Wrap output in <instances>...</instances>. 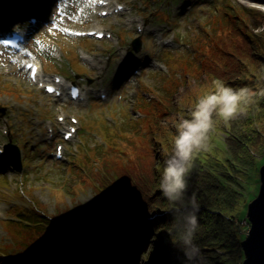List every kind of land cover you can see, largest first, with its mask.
Returning a JSON list of instances; mask_svg holds the SVG:
<instances>
[{"label":"trees","instance_id":"1","mask_svg":"<svg viewBox=\"0 0 264 264\" xmlns=\"http://www.w3.org/2000/svg\"><path fill=\"white\" fill-rule=\"evenodd\" d=\"M248 16L257 18L255 25L263 20L261 15L244 13L243 8L235 6L231 12L229 8L222 10V20L219 26H210L209 31L211 29L213 31L206 43L208 47H205L203 55L200 54V69L205 78L202 79L201 75L197 79L190 77L186 79V83L197 81L198 88L206 90L204 93L218 92L219 82L237 89L244 87L236 79L245 81L244 75L253 71L252 64L242 60L244 65L235 69L233 72L235 76L229 78L226 76V69L233 56L243 57V53H235L242 46H248L256 56L255 61L262 62L264 31L254 35L251 31L244 32L243 28L240 31L225 29L228 23L232 26L237 22L246 25V22H250ZM245 37L248 42H244ZM175 80L177 82L178 79ZM163 81L164 89H168V84H172L173 79ZM176 82L175 86L178 85ZM176 91L166 92V95L161 96L160 104H156L157 108L150 109L145 121V129L148 132L139 135L136 130L124 132L119 139V145L115 144L113 138L111 139L114 150L110 149L106 153L97 150L91 159L84 158L73 163L70 173L76 183L68 180L69 185L62 186H65L64 189L70 187L68 195L76 194L85 187H92L94 198L90 202H76L69 206L65 202V190H62V194L57 190L54 192V198L57 202L62 198L61 205L66 210L51 217L42 215L43 219L39 214L32 218L36 222L40 220L43 227L39 228L37 233L32 231L35 229H30L31 231L26 233L34 235L35 240L49 241L58 250L55 251L57 254L54 257L58 258L60 264H79V255L84 259L95 256L100 262L98 264H105L103 255L107 258L108 264H125L127 258L131 256L135 258L139 252L144 253L151 241L154 249L153 264L241 263L243 254L240 244L238 248L236 247L239 254L235 253L233 248L241 237L239 233L241 220L235 213L238 210L237 201L242 195L232 188H240L241 184L237 182L238 177L234 176L230 169L234 168L238 173H244L256 160L255 149L264 148L262 125L264 107H256L258 104L255 105L251 99L248 105H251L252 109L248 116L244 120L232 122L227 129L225 135L228 136L226 143L230 149L229 157L224 161L217 157L220 163H227L225 168L229 170L227 173L216 174L208 163L206 165L192 161L184 204L178 205L169 202L163 196L160 188L161 174L157 165L149 164L150 168L155 166L154 175L157 173V178L153 182H149L148 178L142 180L140 171V167L144 166L143 160H150L152 157L151 146L156 145L154 134L160 129L161 120L170 112L169 103H165L163 98L167 97V94L173 95ZM256 93L252 97H258L259 94ZM144 106L149 107L148 104ZM141 137L147 141L150 151L149 154L140 157L137 140ZM129 154L130 158L125 159ZM199 154L206 159L207 155L204 152ZM99 170L102 172H98ZM186 204L188 208L182 211ZM234 206L236 208L232 210ZM180 207L182 210L178 209ZM232 211L235 213L232 214ZM193 214L196 216L198 227L192 244L188 247L183 242L179 244L172 241L173 238L182 240L186 217ZM215 248L223 250L224 253L215 251ZM119 249L123 250L122 259L115 255Z\"/></svg>","mask_w":264,"mask_h":264},{"label":"rangeland","instance_id":"2","mask_svg":"<svg viewBox=\"0 0 264 264\" xmlns=\"http://www.w3.org/2000/svg\"><path fill=\"white\" fill-rule=\"evenodd\" d=\"M11 4L15 2V0H8ZM232 1V2H231ZM85 0H65L61 6H59L56 9V15L61 16L63 10L66 11V19L70 24H73L75 21L72 18L75 12H77L78 9L82 8L85 9V4H83ZM212 0H166L165 3L171 4V10L173 19L167 23V14L163 13L162 10L158 11L157 16H150L149 21L153 23V29L156 33H159L162 35V39H157L155 35H148L145 40V45H143L141 52L143 55V60L148 59V55L150 57L151 62H155L158 65H165L163 72L164 74H167L168 67L167 63L163 60L164 53L170 54L171 56L175 57L177 59L176 67L173 69L171 75L173 82L172 84H168V89H164V84L162 85L160 77L157 75L158 70H151V68H145L142 75L137 78V82L135 83H127L123 86L122 90L115 91L116 88L113 87L112 90L114 92L112 93L113 101L116 102L117 106H120L122 108L121 115L118 116V118L121 120L125 116V107L126 104L121 103L118 98H125V102L127 103H133L137 96H142L147 102L150 99H156L161 100L162 94L166 95V92H175V94L171 97L169 94H167V97L163 98L165 103H169V115L161 120L160 129H158L155 132V146H151V153L152 157L150 160L144 159L143 164L144 166L140 167V171L142 173L141 179L145 180L148 178L149 182H153L157 178V173L154 175V167L150 168V165H157L158 169L160 170L161 178L163 174V168H164V162L169 158L170 155L173 154L174 151V140L175 137L178 134V130L180 128V124L183 120L191 119L193 112L195 111L196 105L199 102V100L205 96L218 94V92H203L206 91L205 89L198 88L197 81H189V83H186V79H189L190 77H196L199 78V75H201V78L204 79V75L202 74V71L200 69V54L205 52V47H208L206 43L208 42V38L194 40L193 45V55L196 52L197 46L199 44V51L196 54L195 58L190 59L191 61L186 65L187 61H183V59H180V56L183 54L188 53L189 48L187 47L186 43L184 42L185 39H189L188 31L190 26L195 29V32H199L198 30V21H204L206 20L207 16L210 14L211 10H214V5H218V0H214V3L210 4ZM232 5H235L236 8H245L243 9L244 13H256L259 16L261 15L263 20L258 25H255V21L257 18L250 17V22H246V25H242L239 22L234 24L233 26L228 23L226 24L225 31H230L229 28H231L234 31H240V29H244V32L251 31V34L259 35L260 32L264 31V8L259 6V3L255 0H230V3ZM150 5V4H149ZM153 6V5H151ZM135 8H137V4H135ZM158 5L155 6V9H158ZM263 8V9H262ZM248 11V12H247ZM217 13V12H216ZM92 18V17H91ZM215 18V15H214ZM209 20L212 22L214 20ZM95 24V21H89L84 26H77V28H89L92 25ZM205 23V25H207ZM223 28V25H222ZM170 31H173L176 36V42L178 43V49H173L172 51L167 50L163 47L162 41L163 39L168 35ZM213 31V30H212ZM224 31V32H225ZM219 32V31H218ZM221 32V31H220ZM219 32V33H220ZM204 33V31H203ZM121 32L117 33L119 37H121ZM40 35L44 37L45 39L50 38V40H47L48 42L52 41V38H55L56 41L55 44L59 46L64 53V59L65 62L68 64L71 68H80L82 73H84L83 68L84 65L82 63H76L74 60L73 52H71V47H67V50H70V55H65L67 53V50L64 48L65 45H74L77 43V40H71L66 39L63 37H60L58 34L52 31H42L40 32ZM155 40H158L160 43L155 44ZM65 45L63 46L62 42ZM238 41L241 42L240 39ZM264 43V39L262 40ZM244 42H248L247 38L245 37ZM113 47H116L115 43L109 42ZM238 45V42L237 44ZM252 47L253 44L251 45ZM58 50L57 47L52 48V50ZM95 52L96 56L100 59L99 63L105 66V70L99 74V73H90V77H92L94 80H92V86L94 87H101V86H110V79L117 71V65L119 63L122 64L123 58L122 55L125 53L124 50L121 51V53L118 50H115L113 54L110 56L105 52L102 51V46L97 44L95 45ZM125 49V48H124ZM209 49V48H208ZM235 53H243V57H237L233 56L232 61L229 63L227 69H226V76L234 77V70L239 68L240 65H244L241 61L245 60L248 63L252 64V72L247 73L244 75V80L236 79L238 83H241L242 86L247 87L250 89L249 96L246 101H243L240 106L238 107L235 114L232 116V118L225 120L223 117L216 116L214 114V126L208 133L207 141L205 142L204 146L199 148L198 150H194L193 154V160L192 161H198L201 164L207 163L212 167L214 172L216 174H225L229 170L225 169L227 166V163H220L217 159L221 158L223 161L226 160L229 156V147L227 148V141L228 136L225 135L227 129L231 126V123L238 120H244L246 116L251 112L252 109L251 105H248V102L251 100L254 101V104H258L256 107L263 108L264 107V58L261 62V60L255 61V55L253 54V50L251 51L248 46H242L237 49ZM249 54V55H246ZM192 54L187 56L192 57ZM254 56V57H253ZM130 57H127V59ZM3 58V55H0V80L8 81L15 86L19 87L16 88L20 91V94L16 92L15 94L17 98H14L12 96L6 95V94H0V103L7 106V112L4 116H0V125L2 124V121H5L10 124L9 128L10 130L14 132V135L12 136L13 142H16L15 139L20 140V144H23L26 146V148L23 150L22 158L25 157L26 160H24V168L20 173L12 176L11 180H9L8 186L6 188H2V192L0 195V208L6 209L9 208V206H13L15 204H19V210L27 215L35 214L37 211H39V215H45L46 217H51L55 213H61L65 211L66 209L61 205V199L58 200V202L54 198V192L59 190L62 194V190H65V202L69 204V206H73L72 204L78 202V203H88L94 198V190L92 187H85L83 190H79L76 194L68 195V188L64 189L68 180L72 181L73 183H76V180L72 174H64V171L57 166H55V162L53 159V155H47L49 150L52 148H48L44 145V143L48 142L47 136L45 134V127L48 124L47 121H41L39 120V117L41 115V118H44L43 114L48 111L50 114L55 115L62 107H65V111L68 114H75V110L70 106H63L59 102H53L50 100L45 94L40 92L37 88H34L31 84L27 83L25 78L17 72V69L15 68V65H11L10 62ZM126 59V60H127ZM54 64L59 69H64L63 66V59H56L53 60ZM70 64V65H69ZM51 66V65H50ZM186 67V74H184ZM172 69H170L171 71ZM195 71V72H194ZM191 73V74H190ZM175 75H179L177 78ZM180 75L181 78H180ZM95 77V78H94ZM175 79H178L177 82ZM102 81V82H101ZM83 82V81H81ZM101 82V83H100ZM174 82H176L178 85L175 86ZM144 83V85H147V88H149L146 92L143 91L141 84ZM119 88V87H118ZM34 89V91H33ZM144 92V93H143ZM255 92L257 96L252 97L255 95ZM262 96V98H260ZM257 97V98H256ZM161 98V99H160ZM163 101V100H162ZM257 101V102H256ZM160 104V103H158ZM151 107H153V110L155 109L154 105H151L150 107L145 106L142 109V112L144 114H148L150 112ZM166 107V106H165ZM157 108V106H156ZM254 110L256 108H253ZM101 113L105 114V110H101ZM79 115H81L82 122L84 121V118L88 115L86 112H78ZM95 116V113L92 115ZM264 125V122L262 123ZM87 128H91L94 130L95 128L93 125H88ZM264 129V127H263ZM82 130L84 133L88 134L90 130L86 129L84 124L82 126ZM91 133V132H90ZM21 135V137L19 136ZM10 136V135H9ZM18 136V137H17ZM89 139V138H88ZM11 140V138H10ZM24 140V142H22ZM138 151L140 157L142 155L145 156V154H149L148 151H150L149 147L147 146V141L144 139V137L139 138L138 140ZM93 143V142H91ZM38 146V147H37ZM27 150H31L30 153H27ZM33 150V151H32ZM256 153L254 154V157L256 160L254 161V164L246 170L244 173H238L233 167V170L230 169V171L234 174V176L238 177L237 182L241 184V187L235 188L232 187L239 195H242V198L237 201L236 207H238L237 213L232 211V214L235 213L236 217L241 220L239 226V233L240 236L239 239L236 241L234 245V252L239 254V251L236 250V247L238 248V244H240L241 240L244 239L243 234L245 233V230H248L247 224L244 223V218L247 211V206L250 201H252L258 194L259 187H260V175H259V169L264 164V148L258 147ZM33 152V153H32ZM199 152H204L206 156L201 157L199 156ZM149 157V156H148ZM130 158V154L125 159ZM30 159V163H29ZM29 163V164H28ZM52 163V164H51ZM150 164V165H149ZM150 169V170H149ZM240 169V168H239ZM42 170L46 171L47 176H43L44 172ZM98 172H102L99 170ZM159 174V175H160ZM22 176V181H19L17 179V176ZM66 176V177H65ZM65 177V178H64ZM188 177V176H187ZM14 179V180H13ZM17 179V180H15ZM66 180V182H64ZM23 184V185H21ZM21 187V191L23 192L19 198L15 196V192L18 190V188ZM28 187V188H26ZM16 189V190H15ZM3 193V194H2ZM26 194V195H25ZM74 195V198L72 196ZM15 196V197H14ZM24 197V198H21ZM185 197V196H184ZM37 204H36V203ZM41 204V205H39ZM235 206L232 208L234 210L236 208ZM188 208V204H186V208L182 210V207L178 208L179 210H186ZM45 214H44V213ZM14 212H9L8 215L14 217ZM40 218H43V216H40ZM15 219V218H14ZM247 221V220H246ZM248 223V222H247ZM5 225V224H4ZM5 228H16V225L9 223L5 226ZM24 228V227H22ZM9 236L12 237V239L15 240V236L11 235V232L8 233ZM9 236L6 235L3 231H0V243L6 242L8 243L10 241ZM23 242L25 239L29 241H33L36 237L30 233H25L24 235H20ZM13 240V241H14ZM172 241L179 243L183 242L182 240H176L175 238L171 239ZM19 239L15 242V245L19 244ZM180 244V243H179ZM14 245V244H13ZM10 245V248H8L7 252H18L19 249L14 245ZM43 246H47V243L42 242L40 247L43 248ZM188 247L190 245H187ZM153 244L152 241L150 242L149 246L146 250H144V253L141 254V256L137 257V260L135 264H153L154 258H152V254L154 252V249L152 248ZM121 251V249H119ZM215 251H218L219 253L223 254L224 251L215 248ZM22 253V252H21ZM90 253V252H89ZM207 256V255H206ZM103 260L105 264H108L107 258L103 255ZM80 263L84 262L85 264H98L99 261L96 260V257H89L88 259H84L82 255H79ZM243 259V258H242ZM201 262V261H200ZM241 264V263H240Z\"/></svg>","mask_w":264,"mask_h":264},{"label":"clouds","instance_id":"3","mask_svg":"<svg viewBox=\"0 0 264 264\" xmlns=\"http://www.w3.org/2000/svg\"><path fill=\"white\" fill-rule=\"evenodd\" d=\"M247 87L233 88L223 82L218 84V94L208 95L199 100L191 119L183 120L174 140L173 154L164 162L160 188L169 202L183 205L187 191V176L192 166L194 150L203 147L209 131L214 126V114L228 120L249 96ZM196 216L186 217L181 239L191 245L197 229ZM194 247V246H193Z\"/></svg>","mask_w":264,"mask_h":264},{"label":"water","instance_id":"4","mask_svg":"<svg viewBox=\"0 0 264 264\" xmlns=\"http://www.w3.org/2000/svg\"><path fill=\"white\" fill-rule=\"evenodd\" d=\"M138 48V44H135ZM7 161L12 162L9 158ZM260 187L257 196L249 202L245 215L248 230L240 246L243 254L241 264H264V164L259 169Z\"/></svg>","mask_w":264,"mask_h":264},{"label":"built area","instance_id":"5","mask_svg":"<svg viewBox=\"0 0 264 264\" xmlns=\"http://www.w3.org/2000/svg\"><path fill=\"white\" fill-rule=\"evenodd\" d=\"M243 221H244L245 224H247V228H248L249 225H248L247 221H246L245 219H244ZM246 231H247V230H245V232H246Z\"/></svg>","mask_w":264,"mask_h":264},{"label":"bare ground","instance_id":"6","mask_svg":"<svg viewBox=\"0 0 264 264\" xmlns=\"http://www.w3.org/2000/svg\"><path fill=\"white\" fill-rule=\"evenodd\" d=\"M28 5V4H27ZM36 7H38L39 8V6H36ZM33 9V8H32ZM132 64L134 65L135 64V62H132ZM241 247V246H240Z\"/></svg>","mask_w":264,"mask_h":264},{"label":"snow or ice","instance_id":"7","mask_svg":"<svg viewBox=\"0 0 264 264\" xmlns=\"http://www.w3.org/2000/svg\"><path fill=\"white\" fill-rule=\"evenodd\" d=\"M49 91H53V89H48ZM73 94H75V92L73 93Z\"/></svg>","mask_w":264,"mask_h":264}]
</instances>
